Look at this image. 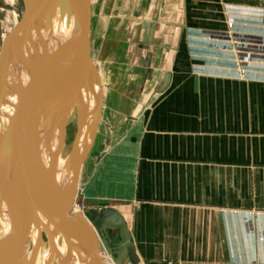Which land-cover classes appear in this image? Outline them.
I'll list each match as a JSON object with an SVG mask.
<instances>
[{
	"label": "crops",
	"instance_id": "obj_1",
	"mask_svg": "<svg viewBox=\"0 0 264 264\" xmlns=\"http://www.w3.org/2000/svg\"><path fill=\"white\" fill-rule=\"evenodd\" d=\"M93 48L86 208L124 218L117 264H264V0H92Z\"/></svg>",
	"mask_w": 264,
	"mask_h": 264
},
{
	"label": "water",
	"instance_id": "obj_2",
	"mask_svg": "<svg viewBox=\"0 0 264 264\" xmlns=\"http://www.w3.org/2000/svg\"><path fill=\"white\" fill-rule=\"evenodd\" d=\"M22 2L21 15L0 43V94L6 98L4 130H8V136L0 133V264L33 263L36 250L31 247L26 255L22 231L27 228L30 233L35 227L58 264H83L84 256L86 264H103L97 234L106 229H117L119 234L116 249L109 248L115 253V262L125 250L137 261L118 210L112 206L93 208L88 217L72 211L80 167L96 136L103 99L100 74L90 52L92 0ZM64 9L68 27L63 37L36 48L44 26L51 25L57 10L63 16ZM51 65L55 66L53 72H49ZM37 86L46 88L43 96L36 93ZM89 86L94 92L91 106L85 95ZM32 96L38 100L32 102ZM73 105L76 125L70 161L60 181L53 162ZM49 121L52 129H60V135L59 147L46 160L37 143L42 129L49 130L45 126ZM85 127L91 129L90 135Z\"/></svg>",
	"mask_w": 264,
	"mask_h": 264
},
{
	"label": "bare ground",
	"instance_id": "obj_3",
	"mask_svg": "<svg viewBox=\"0 0 264 264\" xmlns=\"http://www.w3.org/2000/svg\"><path fill=\"white\" fill-rule=\"evenodd\" d=\"M10 1H12V0H10ZM65 14H66L65 9L63 11V16H61L59 14L58 10L53 14L52 23H51L52 26L50 24H46L44 26L39 38L37 39L38 41H37L36 48H40V47L47 45L51 42H55L58 39H61L63 37V34L68 27V22L65 19V16H66ZM17 20H18V18L16 17L14 19L12 27L9 26L11 29L13 28V26L17 22ZM49 26H51L53 31L50 30ZM5 34L6 33H4L3 36ZM54 70H55V66L51 65V67L49 68V72H53ZM91 82L93 83V86H94V80H92ZM45 91H46V88H44L43 86H41V88L37 86V89H36L37 94L43 96ZM85 95H86L87 105L91 106L93 104V101H94V92L91 91L90 86L88 88L86 87ZM0 96H1L0 133L3 134L4 136H6V134H7V136H8V130H6V131L4 130L5 129L4 126H5V114H6V110H7V103H6V100H5L6 98L4 97L3 92H1ZM36 100H38V99L35 97L32 98V102H35ZM89 120L90 119H88L87 121L89 122ZM72 121L76 125L75 105H73L70 108V110L68 111L65 129H67L68 124ZM45 126H48L49 130H46L45 132H43V129H42L41 135L38 138L37 146H38V151L40 152V154L44 157V159L47 160V158L51 159L53 149L54 148L56 149L59 147V145L57 143V139L60 135V129L59 128H53L52 129L50 121L48 123H46ZM85 126H86V124H85ZM86 130L88 132L87 134L90 135L91 129L87 127ZM74 131H75V128H74ZM74 131L72 132V135L70 136L69 143H67V141L65 140V137H64V141L61 144L60 149L57 150L56 156L54 158L53 164H54L56 177L60 181L63 180V178L65 177L67 170H68V163L70 161V158H69L70 156L68 155V152L71 148ZM94 140H95V138H94ZM83 162H82V164H83ZM82 164L80 167L79 175H80V172L82 169ZM79 175H78V180H79ZM77 185H78V183H77ZM74 203L75 202L73 199L72 211H76L75 207H77V206H75ZM98 234L100 235V233H98ZM42 235L43 234H42V232H40V229L38 227H35L32 230V232H30V233L28 232L27 228H26V230L22 231V242H23V245H24V248L26 251V255L29 256L31 247H33L34 250H36V254L34 256V260H33L32 264H37L38 262L43 263L42 261H44L45 256H46V254L44 252V250L46 248L47 253H48L47 257L49 258V260L45 264H58L56 256L53 254V252H51L50 248L48 247V243L45 241L44 238H41ZM58 246L59 247L62 246L60 241H58ZM85 258H86V256H84V258H83V264H86Z\"/></svg>",
	"mask_w": 264,
	"mask_h": 264
},
{
	"label": "rangeland",
	"instance_id": "obj_4",
	"mask_svg": "<svg viewBox=\"0 0 264 264\" xmlns=\"http://www.w3.org/2000/svg\"><path fill=\"white\" fill-rule=\"evenodd\" d=\"M22 10H23L22 0H12V1L0 0V43L3 34L7 33L10 27H12L14 19L16 17L19 18V16L22 13ZM91 53L92 54L94 53L95 55L94 57H96V59H99L98 56L96 55L97 50L95 48L92 49ZM74 128H75V123L72 121L68 124V127L65 132V134L69 133V135L67 134V136L65 137L67 143H69V139L70 136L72 135V132L74 131ZM74 202H75L74 205L77 206L75 207L76 211L81 212L85 217L90 216V212H88V208H86V158L84 160V172L80 180H78ZM97 236L100 243V255L102 257L103 264H117L116 262L114 263V257H113L114 254L110 252L109 248H107V246L102 242L103 241L102 236H100L99 234H97ZM44 252L46 256L44 261H42L43 263L38 262L37 264H45L49 260V258L47 257L48 253L46 248ZM108 255L112 258V260L106 259V256L108 257Z\"/></svg>",
	"mask_w": 264,
	"mask_h": 264
},
{
	"label": "built area",
	"instance_id": "obj_5",
	"mask_svg": "<svg viewBox=\"0 0 264 264\" xmlns=\"http://www.w3.org/2000/svg\"><path fill=\"white\" fill-rule=\"evenodd\" d=\"M77 204V203H76ZM106 259H111L112 260V258L108 255V257L106 256Z\"/></svg>",
	"mask_w": 264,
	"mask_h": 264
}]
</instances>
